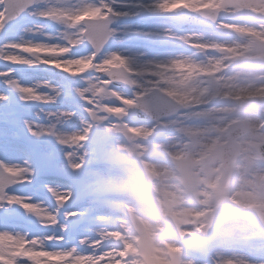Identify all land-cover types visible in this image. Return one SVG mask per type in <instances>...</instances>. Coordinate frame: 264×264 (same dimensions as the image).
<instances>
[{
  "label": "clouds",
  "instance_id": "1",
  "mask_svg": "<svg viewBox=\"0 0 264 264\" xmlns=\"http://www.w3.org/2000/svg\"><path fill=\"white\" fill-rule=\"evenodd\" d=\"M0 3L10 13L19 7L16 0H0ZM27 3L32 9L31 16L47 17L61 26V43L54 46L58 48L61 57L77 46L93 48L90 57L71 61L73 68L77 69V77L87 73L76 92L80 98L98 107L99 111L95 114L98 120L108 124L111 119L122 118L118 125H112L111 132L119 138V143H125L128 134L136 131L135 126L131 129L125 126L127 113L124 107L110 108L109 105L120 100L131 111L139 102L121 100L111 85L119 81L123 91L135 94L145 84L144 73L151 66L144 60H125L126 55L119 50H112L99 64L92 62L99 55V51L94 48V42H100L97 39L98 31L107 25L108 30L114 32V25L108 22V13L103 11L105 0H83L75 7L70 3L54 6L52 0H27ZM171 7L176 9L180 6L172 4ZM258 7L264 12V0H260ZM202 12L210 20H216L211 6L206 5ZM81 16L84 18L79 19ZM35 26L39 28L40 24ZM261 28L264 29V23ZM259 37H249L240 49L241 56L258 57L260 60L259 64L248 71L237 70L233 75L219 71L221 67L229 66L225 63V57L216 59L214 63L208 61L205 64L201 61L198 67L180 72H177V64L193 66L196 62L190 59L173 60L166 67L155 66L150 77L149 91L163 101L167 111L162 114L163 119L156 114L145 117L149 122L144 125L146 133L151 135L147 129L150 127L154 131L158 127L157 118L165 121L176 132L181 146L198 155L199 160L189 170L190 174L186 173L184 162L179 156L173 157L164 166L166 170L158 174L146 172L137 161L135 189L118 192V206L111 209L102 220L96 238L91 240L97 244L114 243L121 252L126 251L127 255L120 257L123 264H193L184 256L181 244L188 232L207 234L214 230L229 239H246L249 218L256 220L264 235V32L259 33ZM13 47L28 50L25 44ZM212 72H215L219 80L203 82L199 78L202 74ZM217 97L238 101L253 97L259 99L239 110V115L213 122L207 114L214 111L212 102ZM36 98H40L38 94ZM53 98L47 96L45 100ZM193 106L205 114L200 120L205 135L195 142L186 120L194 111ZM232 111L238 110L234 108ZM75 136L78 141L88 139V132L83 130ZM109 169L113 180L117 182L123 183L128 178L129 174L122 169L111 166ZM22 177L24 170L16 175L0 167V185L5 179L15 182ZM0 196H3L2 187ZM33 214L41 223H58L51 212L37 209ZM113 237L116 239L113 240ZM47 242L48 239L41 241L43 245ZM87 242L88 239L80 240V244ZM21 245H24L25 251L38 246L31 240L25 245L19 239H5V234L0 233V255L14 260L12 253H16ZM68 264H72V261ZM79 264H92V259L80 261ZM104 264L109 262L105 261ZM229 264L248 262L230 259ZM260 264H264V261Z\"/></svg>",
  "mask_w": 264,
  "mask_h": 264
},
{
  "label": "bare ground",
  "instance_id": "2",
  "mask_svg": "<svg viewBox=\"0 0 264 264\" xmlns=\"http://www.w3.org/2000/svg\"><path fill=\"white\" fill-rule=\"evenodd\" d=\"M125 2L134 3V0H125ZM149 3H151L153 7L151 10H145L146 12H148L147 14H145V17H148L150 19L147 20L146 24H143V26L141 24L139 27L141 32L139 37V50L129 54V45L126 41L118 45L113 50H119L121 53L130 57L132 61L147 60L149 61L148 65L150 66L156 63L155 61L169 60L166 63L162 62L163 67H166L173 60L182 61L188 58H196V56L200 54V52L196 53L197 49L204 50V52L206 53V56L203 57V60L199 61H203L205 64H207L208 61H213V63L215 62L216 58H212L210 54L220 52L226 53L231 50H233V52H239L236 55L234 53L233 57L236 59H240L242 57L240 54V49L243 46L241 45V43L240 46H238V44L235 43V40L253 36L259 38V33L264 32V29L261 28V24L264 23V12H262L258 7L259 3H257V0L251 3V5L253 6L252 8L244 6L245 12L250 16V21L252 22L251 25L231 27L230 25L225 24L224 27L218 29L220 34L215 35L216 39L213 38L214 40L206 36L203 31L198 30L194 27H190L191 30L179 31L174 34H170L169 31L173 29V26L166 21L157 23V20H153L154 14L152 13V10H155L157 8L156 6L158 5L155 4L154 0H149ZM1 16L2 14H0V17ZM135 17H139V14ZM30 24H37V20L34 17H30L29 25ZM144 29L150 30V32L144 31ZM242 29L244 30L243 32L241 31ZM15 31L16 30H14V32ZM46 32L52 33L50 29H48ZM49 33L45 35L35 36L34 40L37 42L36 44H32L31 42H29V40H32L33 38L31 30L28 31V33H22L23 36L18 38L15 43L13 41H9L6 43L8 46L7 48L9 49L8 53H21L22 55L36 54L37 56H40L41 59H43L41 60L42 62L39 61L37 63L38 68L28 66L23 62L19 64L22 66L25 76L28 77L27 86H32V88L36 90V92H33L32 88H30L28 91H30L31 95L41 94L45 95L46 97L51 96L54 98L48 102L25 101L24 99H20L15 107H11L10 104H8L10 100L7 95H5L7 93L4 88L5 77L0 75V96L7 97L6 100H0V112L4 113L9 121V123H6L2 127H0V136L9 138L12 137L10 135L11 131H15L16 134L19 133V127H14L12 125L13 121H11V119L13 117H18V115H21L18 114L20 113V110L29 111L28 114H22V122L20 121L22 123L21 129H24L25 127L27 129L29 128V126H32L33 128H41V126H44L47 129H51V133L54 134L53 139L46 143L45 140L39 141L37 147L42 150V146L46 144L49 147V151L61 154L67 151L68 147L66 145H62L57 137H71L73 135L79 134L84 130L89 122H87L88 120L86 121V117L85 119H83V117L77 115L80 97L77 94L76 89L82 84L81 78L73 77L72 81H74V87L71 90L72 100L68 101L65 98L66 90L62 87L64 81L61 78H54L47 71L48 69L61 64V62H46L45 57H43L42 55L49 53L48 50H43L47 42H50L53 45L61 43L60 33H57L54 38L51 37V34ZM199 39L205 40L206 43L212 47L208 48L206 46H198L197 44H195V42H197L196 40ZM17 44H25L28 50L13 47V45ZM199 62H197L194 67H198ZM70 64L72 66L71 61ZM177 65L180 66L181 63ZM244 66L252 67L250 65V62H245ZM186 70L187 69H185L184 71ZM232 70L233 69H231L230 67H221L219 69V71L225 72L227 73V75H230L232 73ZM234 71L237 70H233V72ZM71 73L73 74V76H76L77 71ZM144 75H148V68L145 70ZM205 75L209 74H202L199 78L202 80L203 76ZM211 75L214 76L212 79L219 80V77L215 75V72H212ZM226 79L227 76H225V80ZM56 93H58L59 95H56ZM254 99H256V97L247 98L243 101H235H238L242 105V108H245V106L250 105L249 101ZM83 103L84 102H82V104ZM120 103V101H117L116 106H119ZM212 103L214 105V111L207 114L212 118V120H216V118L225 114L239 115L237 111L233 112L229 107L231 105H234V101L230 100L229 98L217 97L216 100H214ZM193 108L194 111L186 118L190 128V133L192 134L199 132L202 129L199 119H201L202 115H205L200 108H197L196 106H193ZM68 112H71L72 115H61V113ZM181 119L185 118L181 117ZM162 124L164 133L160 138H155L156 134L154 135L152 131L151 135H148L146 133L144 127L145 123L141 125L125 123V126L129 129L135 126L136 131L130 132L128 135L133 136L137 142L143 145L140 150L144 151V153H141V155L139 156L140 160L144 162L148 169H151V172H155L157 174L160 171H164L166 169L165 167L162 169L159 167V165H155H157L160 161H163L165 163V160L168 157H174V150L181 151L182 153H178L180 155L177 156L182 159L185 158V149L180 146L179 142L176 141L177 137L175 135V132L169 129L170 125L168 123L164 122ZM94 128L95 126H92L90 130L92 131ZM103 128L106 132H109L106 130V125H103ZM149 128L147 129V132H150ZM89 133L86 142H82V144L79 146L74 145L73 147L76 149V151L74 152V155L76 157H80L82 153L85 154V164L84 168L80 170L81 174L100 177L102 180V183H100V185L98 184V188L96 191L93 190L92 183L88 185V191L90 192V194L93 196H100L99 193L103 194L108 187L116 190L117 195L119 191H122L124 189L132 190L129 188V184H131V182L133 181L129 169H123L120 167L116 168L126 171L129 175L123 183L113 180L112 174L109 169V166L111 165L101 162L100 159L89 148ZM16 141H18V137L14 138L11 141L13 145L8 147L6 146V143H2L0 141V163L6 166L18 167H24L26 163L29 166L33 165V163L28 160L25 151L21 149V147L14 146V144H17L15 143ZM154 141L156 143H152ZM119 142L120 141L117 138L111 137L108 143L110 144L112 150L126 153L129 149L128 144ZM151 152L161 153V155L157 156L154 153L152 154ZM197 157L199 158V156ZM163 165L165 166L166 164ZM69 171H71V169H69ZM38 182L39 177L33 180V184ZM60 188L63 189L61 185ZM76 189L78 191L73 194V198L69 200L61 209V217L59 219L58 225L55 226L52 223H48L47 225L49 226L42 225L39 218L34 214L27 213L19 205H12L10 207H7V210L2 209L0 218L12 217L13 220L12 222H5L4 220L0 219V231L7 230L10 232L19 233L21 235H27V237L31 239L33 236L52 235L53 233L49 232L48 228H54L55 233L63 235L64 239L57 241V243L64 245V247L62 249L50 250H68L70 248H76L77 251L84 250L85 253L88 252V255L85 256L84 254L77 253L75 257H73L72 255H68L66 253L49 254L47 252L39 251L41 250L38 248L39 246H37L36 248H28L27 251H25L24 247H18L16 250V254L23 255L25 252L30 253L31 255L29 258L33 259V264H68L70 260L72 261V264H79L80 261H87L89 259H92V264H103L105 261L109 262L110 260H112V256L109 255L101 256L98 258L94 256L100 251L103 252L107 250L105 242L99 243L98 246L94 248L92 247L94 245H90L92 238H96V231L101 226V222L104 217L99 216L101 213L100 210L94 208L90 211L86 205L81 204L79 202L80 189L78 187H76ZM6 191L10 195L14 194L21 197L31 196V202L38 203L45 208L49 207V204L46 200H40L36 196H32V189L28 184H16L10 186ZM44 191L46 195L51 196V193L47 192V189H45ZM107 194L109 195V193ZM53 203H55L54 200ZM95 203L96 202L93 201V204ZM70 208H74L75 210L79 209L80 211L84 212L85 217L83 220L82 228L70 230L65 229L64 221L67 219V217H65L64 214L71 213L68 212ZM208 233L209 235L204 236L205 234H195L192 232H188L186 234L187 237H185L181 241L184 256L190 259L193 264H218L219 261L226 259L245 260L248 262V264H260L261 261H264V242H261L257 239L250 226L247 230L246 239H229L224 237L223 235H217L216 233L219 232L214 230L209 231ZM81 239L89 240V248H86L85 245L80 244ZM115 239L116 238L113 237V240ZM188 241H190V243L199 244L201 250H203V253H189L190 251H186L185 244ZM49 243L52 242L48 241L45 244L46 248ZM27 244L28 242H25V245ZM252 245H254V247H251ZM110 253L111 252L106 254ZM41 257H44V259H41ZM93 257L95 258L93 259ZM210 257L214 258V262L210 261ZM0 264H6L5 256L0 255ZM29 264H31V262H29Z\"/></svg>",
  "mask_w": 264,
  "mask_h": 264
},
{
  "label": "snow or ice",
  "instance_id": "3",
  "mask_svg": "<svg viewBox=\"0 0 264 264\" xmlns=\"http://www.w3.org/2000/svg\"><path fill=\"white\" fill-rule=\"evenodd\" d=\"M16 2L19 4V7L14 13H10L6 11L3 3H0V14H3L5 17V23L3 25V28L0 29V31H3L7 29L11 22L21 20V19H27L31 17V6L27 3V0H16ZM105 7L103 8V11L107 12L109 15L108 22L110 24L114 25V32L109 31L107 28V25L103 26L97 33V39L100 41L99 43L94 42V48L99 51V55L93 60V63L99 64L100 61L108 54L112 52L114 48H116L118 45L122 44L124 40L129 35H135V34H141L134 32L129 25L122 23L121 21L131 18L133 16L138 15L140 12H143L145 10H151L153 5L149 3V0H143L141 3H127L125 0H105ZM97 8L99 9V5H97ZM85 16L87 13L84 14ZM43 19H48L47 17H40ZM79 19H83L84 17H78ZM54 22V21H53ZM107 45V47H104V45ZM93 51V48L88 47L87 45L80 47L77 46L75 49L68 51L65 54L66 59L72 60V61H78L81 58H88L91 56V53ZM14 59V57H13ZM125 60L131 61V58L128 56H125ZM111 62V61H109ZM146 64H149V61H144ZM124 63V61H122ZM11 69L8 72H5L4 76H11ZM87 75V73H81L79 78H83V76ZM71 77H77V76H71ZM145 84L140 86V91L132 94L128 93L122 90V84L119 81H114L111 85L112 89L118 93V95L121 97V100H132V101H138L137 107L131 111H128L127 105H122L120 103L119 106H116V102L120 100L114 101L111 105H109L110 108H116V107H124L125 111L127 113V121L125 123L129 124H135V125H141L146 123L145 117L149 114H156L158 117L163 119L162 114L167 111L165 104L163 101L158 99L157 97L151 95L149 91V81L150 77H144ZM7 83L14 87L13 85H18V87H14L20 94L22 99L25 101H43L48 102L51 99L45 100V95H39V99H37V94L32 96H25L24 93L28 91L32 86L27 85H20L18 81L16 80H8ZM62 87L66 90V100L71 101L72 100V88L74 87V81H67L65 82ZM33 92H36L34 88H32ZM82 95V94H81ZM7 97L0 96V100H6ZM84 103L80 105L84 109V112L86 114V118L88 120V125L84 128L88 133L92 126L97 124H104L106 125V130L111 132L112 125H118L119 122L122 120L121 117H116L114 119H111V123L106 124L104 121L98 120L96 117V113L98 111V107L88 103L86 99L80 98ZM141 113L144 115L142 116ZM61 115H72L71 112L68 113H61ZM9 123L8 118L4 115V113L0 112V127H2L4 124ZM29 131L35 135H45V134H51V129L47 128H40L36 127L33 128L32 126H29ZM3 137L0 136V141H2ZM59 142L62 145H66L68 147V150L57 154L52 151H42L37 147V149L34 151V162L33 165L29 166L27 163L24 167H18V166H6L2 163H0V167L5 169L9 173H16V175L19 174L21 170H24V177L20 178L19 180L15 182H8L7 179L4 180L3 184L0 185L3 190V196H0V209L7 210V207H10L12 205H19L22 207L27 213L33 214L37 209H43L45 211L51 212L53 216H55L56 220L59 223V219L61 217V209L65 206V204L73 198V190L72 187L61 189L60 185L65 183L66 180H71V184L75 187H78L80 189V196H79V202L81 204L86 205L89 210H93L95 207L99 206V204L102 201L101 196H93L88 191V185L92 183L94 180H96L98 183H102V180L100 177H93L91 175H82L80 170L84 168L85 164V154H81L80 157H76L74 155V152L76 149L73 147L79 146L82 144V142H86L87 139H79L75 135L71 137H57ZM93 150L96 153L97 157L101 160L104 158L105 155V138L103 133L97 138L96 145L93 146ZM69 169H71V174H69ZM39 177V182L33 184V180ZM16 184H28L32 189V196H36L40 200H46L49 204L48 208L42 207L38 203L31 202L32 197H21L18 195H10L6 190L13 185ZM45 189H47V192L51 193V196L46 195ZM19 200L20 202H17ZM53 200L55 203H53ZM93 201L96 203L93 204ZM65 217L71 218V217H78L82 216L83 214L79 209L76 211H73L71 213H65ZM4 220L5 222H12V217L7 218H0ZM58 223L56 225H58ZM42 225L49 226L47 224L42 223ZM55 225V226H56ZM77 228L81 227L79 224L76 225ZM63 230V229H62ZM49 232H52V235H41V236H33L31 239L27 237V235H21L19 233L10 232L7 230L0 231V233L5 234V239H19L24 242L35 241L36 245H38L39 251L41 252H47L49 254H57V253H66L68 255L73 254H84L85 251H77L75 248V252H73V248H70L68 250H50V249H62L64 245L57 243V241L63 240V235H60L58 233H55L54 228H48ZM217 235H221L220 233H216ZM43 239H48V241H51L52 243H49L47 248L45 245L41 243ZM82 245H85L86 248H89V244L84 243ZM24 245H21V248H23ZM36 248V247H35ZM13 256H15L14 260H9L6 257V264H33V259H30V253L25 252L23 255H19L16 253H12ZM21 258H27V259H21ZM230 259L221 260L218 262V264H229Z\"/></svg>",
  "mask_w": 264,
  "mask_h": 264
},
{
  "label": "rangeland",
  "instance_id": "4",
  "mask_svg": "<svg viewBox=\"0 0 264 264\" xmlns=\"http://www.w3.org/2000/svg\"><path fill=\"white\" fill-rule=\"evenodd\" d=\"M254 1H256V0H154L155 4L158 6H156L157 7L155 9L156 11L152 10V13L154 14L153 20H157V23H159L161 21L163 22L162 15L167 13V12H170L173 9L171 7L172 4L183 6V7L187 8L188 10L201 9V8H204L206 5H208V6H211L212 9H214L218 12L232 14L234 17L241 20V22L238 24L237 23L231 24L228 22H219V23L215 24L214 26L203 30V33H205L206 36H208L209 38L214 40V39H216L215 35L220 34L218 29L221 27H224L225 24L230 25L231 27H242V26L251 25L252 22L250 21L251 20L250 16L245 12L244 6H246L248 8H252L253 6L251 5V3ZM82 2H83V0H67V1H65V0H52V4L54 6L62 5L65 3H70L73 7H75V6H78L79 4H81ZM135 2L141 3V2H143V0H137V1L134 0V3ZM257 3H260V0H257ZM191 5H195L196 7L195 8L189 7ZM233 5H241L242 7L237 8V7H234ZM147 13L148 12H146V11L140 12L139 17H131L129 23H125V24L129 25L130 28L134 32L141 33L140 28H139L141 23L146 24L147 20L150 19L148 17H145V14H147ZM31 17L33 18V16H31ZM2 18H3V14L0 17V28H3ZM34 18L37 20V24H40L39 28H37L35 26V24L29 25V21H30V17H29V18L25 19V21L22 24L5 29L4 38L0 41V75L4 76L5 72H8L10 69L12 70L10 77L4 76L5 77L4 88L7 92L5 95H7L8 98H11V100H12L11 102L14 106L18 103V101L20 99H22V97H21V94L17 90H15V92H13L11 90L10 85L7 83V81L9 79L10 80H16L19 82L20 85H28V77L25 76L24 70L19 63H22L21 61H30L29 63H26L28 66L38 68L37 63L39 61L42 62L41 60H43V59H41V57L37 56L36 54H24V55H22L21 53H15V54L8 53L9 49L7 48L8 46L6 43L9 41H13L15 43V41H17L18 38L23 36L24 33H28V31H26V29L31 30V34H32L33 38H32V40H29V42H31L32 44L37 43L34 40L35 36L48 34L49 32H46V26L43 22V18H36V17H34ZM169 22H171L172 26H173V29L171 31H169V33L170 34L177 33L178 30H176V28H175L177 25L172 21H168V23ZM166 29H168V28H166ZM14 30H16V31L14 32ZM186 30H190V28H187ZM51 31H52V33H49V34H51V37L54 38L57 35V33L58 34L60 33V37H61L62 28L56 22L53 23V27H52ZM144 31L150 32V30H145V29H144ZM133 36H135V39L133 41L130 40L129 36L124 40L129 45V54L139 50L140 34H135ZM248 39L249 38L236 39L235 43H237L238 46H240V43H241V45L243 46L247 42ZM196 41L197 42H195V44H197L198 46H206L208 48L212 47L209 44H207L206 41L203 39H199ZM59 44L60 43L53 45L50 42H47L45 45V48L43 49V50H48V52H49L48 54H42L43 57H45L46 62H55V63L61 62L60 65H56L55 67L47 70L48 73L52 76L54 75V73H61V72H65V71L67 73H71V72H74L77 70V69L73 68L70 64V61H72V60L64 58L65 54H63V56L61 57V54L59 53L58 48L54 47V46H57ZM234 53H239V52H237V51L233 52V50H231V51L226 52V53H221V52L220 53H213V54H210V56L212 58H216V59H219L221 57H225V63L227 62V64L229 65L228 67H230L233 70L248 71L251 68H253V66L260 63V60L258 57L253 58V57H249L247 55L242 56L240 59H235L233 57ZM54 54H56V55H54ZM226 54H227V56H226ZM205 56H206V53L204 52V50H202L201 53L198 54V56H196V58H188V59L193 60L197 63L200 60H203V57H205ZM13 57H14V59H13ZM57 57H61V58H57ZM250 59L252 62L250 61ZM167 61H169V60H167ZM167 61H155L156 63H154L150 68H148V75H145V76L151 77L152 72L155 69V66L163 67L162 62L166 63ZM245 62H250V65L252 67L244 66ZM10 66H15V67H10ZM192 67H194V65L190 66L188 64H183V63H181L180 66L176 65L177 72L184 71L185 69L191 70ZM233 70H232V73L230 75H233L236 72V71L233 72ZM71 76H73L72 73H71ZM71 76L67 81H72L73 77H71ZM213 77L214 76H212L210 73L209 75H206V78L203 79V82L212 81V80H214V79H212ZM239 79L240 78H237V80H239ZM14 86L18 87V85H14ZM24 95L25 96H32L30 91H26L24 93ZM229 99L234 101V105H231L229 107L231 109L235 108L239 111L241 107L238 105V101H235L231 98H229ZM258 99L259 98L256 97V99L249 101L250 105L258 102ZM79 102L80 103H78V105H79L78 108L80 110L81 109L84 110L82 107H80V105H82L83 101L80 99ZM98 111H99V109H98ZM28 112L29 111L20 110V113H18V114H21V115H18V117H13L11 119V121H13L12 125L14 127H16V126L19 127V130H20V133L22 136V138H21L22 142L19 144H14V146L15 147H21V149H23L25 151L27 156H30V160L34 162L33 153L37 149V144L39 143V141L45 140V143L49 142L53 139L54 134L51 133L50 135L45 134V135L35 136L29 131V128L26 129V127H25L24 129H21L22 128V123H21L22 122L21 121L22 114H28ZM235 116H237V115L230 117L228 114H225L223 116L216 118V120H213V122H219L220 120H228V119L233 118ZM199 120H201V119H199ZM164 122L165 121H159L158 122V127L156 128V135L154 134L155 138H160L163 135L164 128L162 126L163 125L162 123H164ZM147 123H149V122H147ZM103 125L104 124H97L90 134L91 140H93L95 145L97 143V138L102 133L104 135V138H105V155H104V158L102 160L99 158L100 161L103 163L109 164L115 168L120 167L123 169H129V172L131 173V176L133 179V184L136 187L135 181H136V163H137V161H139L142 164V166L146 172H151V169H148L146 167V165L144 164V162L142 160H140V157H139L141 155V153H144V151L140 150L143 147V145L140 144L139 142H137L133 136L128 135L125 138L126 139L125 144H128V146H129V149L126 153L121 152V151H117V150H112V148L110 147V144L108 143L109 139L111 137H113V138H117L119 140V138L115 134H113L112 132H106L103 128ZM41 128H45V127L41 126ZM169 129L172 130L171 127ZM149 131L151 132L153 130L151 128H149ZM172 131H174V130H172ZM190 134L193 137L194 142L197 138L205 135L203 128L199 132H196L194 134L190 133ZM10 135L11 136L13 135L12 131L10 132ZM175 135L177 137L176 132H175ZM11 141H12V137H9V138L3 137L1 142L6 143V146L8 147V146L13 145ZM176 141L179 142V144L181 146V141L178 138ZM24 142H26L27 144H25ZM152 143H156V142L154 141ZM31 147H33V148H31ZM42 151H46V152L49 151L48 145L45 144L44 146H42ZM184 152H185L184 153L185 158H183V159L181 158V160L184 162V167H185L186 173L190 174L189 170L192 167H195L196 162L199 160L197 157L198 155H194L191 150H185ZM151 153L152 154L154 153L157 156L161 155V153H157V152H151ZM178 153H182V152L179 150H174V157L177 155H180ZM95 155H96V153H95ZM168 158L172 160L173 156L168 157ZM163 164H164V162L160 161L155 166L159 165V167L163 169L164 168ZM69 174H71V171H69ZM98 184L100 185V183H98L95 180L92 182V188L94 191L97 190ZM61 187H63V189L68 188V187H72L73 194L78 191L76 189V187L71 184L70 179L66 180L65 183L61 184ZM109 191H111V192H109ZM107 193H109V195ZM99 194L102 197V201L99 204V206L95 207V209L100 210L101 213L99 216H102L105 218L109 214L110 210L114 209V207H116L118 205L119 196L116 194V190H113L110 187H108L107 190L104 191L103 194L102 193H99ZM108 197H111V199L110 200L107 199ZM110 206H111V208H110ZM73 211H76V210L74 208L73 209L70 208L68 210V212H73ZM81 213L83 215L78 216L80 218L79 225L81 226L79 228H82L83 220L85 217L84 212L81 211ZM1 214H2V209H0V215ZM74 218L75 217L67 218L64 221L65 222V228L67 227L69 229H73L72 223L76 220V219L74 220ZM248 225H252L255 228V230L253 231L254 235L257 236V239L259 241L264 242V235H262L261 226L256 222V220L254 218H249L248 219ZM218 226H219V221H217V227ZM79 228L76 227L75 229H79ZM207 235H209V233L205 234L204 236H207ZM93 239H95V238H92V240ZM189 243H190V241H188L185 244V246H187L191 250V252L194 251L195 253H199V254L203 253V250H201L199 244H194V243L189 244ZM105 244H106L105 246H106L107 250L103 251V252L100 251L99 253H96L94 256L98 258L101 256H108L109 255V256H112V258H111L112 260L109 261V264H123V261L120 259V257L126 256L127 252L126 251L121 252V250L114 243L110 244V243L105 242ZM90 245H94V246H92L93 248L98 246L97 243H93L92 241L90 242ZM187 247H186V250H187ZM251 247H254V245H252ZM109 252H111V253L106 254ZM84 255L85 256L88 255V252L84 253ZM213 259L214 258L210 257L211 262H214Z\"/></svg>",
  "mask_w": 264,
  "mask_h": 264
},
{
  "label": "water",
  "instance_id": "5",
  "mask_svg": "<svg viewBox=\"0 0 264 264\" xmlns=\"http://www.w3.org/2000/svg\"><path fill=\"white\" fill-rule=\"evenodd\" d=\"M22 20V19H21ZM20 20H17V21H13V22H11V24L10 25H12V24H15V23H18Z\"/></svg>",
  "mask_w": 264,
  "mask_h": 264
}]
</instances>
